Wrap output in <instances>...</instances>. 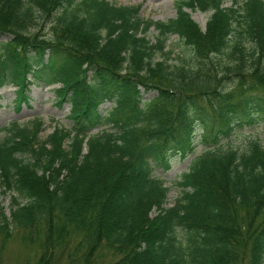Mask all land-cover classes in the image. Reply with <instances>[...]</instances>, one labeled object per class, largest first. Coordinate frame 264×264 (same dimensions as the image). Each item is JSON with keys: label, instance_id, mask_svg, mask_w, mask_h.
<instances>
[{"label": "trees", "instance_id": "obj_1", "mask_svg": "<svg viewBox=\"0 0 264 264\" xmlns=\"http://www.w3.org/2000/svg\"><path fill=\"white\" fill-rule=\"evenodd\" d=\"M225 2L177 0L156 21L108 0H0V88L20 110L31 85H57L73 121L44 139L40 116L0 129V256L22 234L26 264H264V144H222L264 120V0ZM194 11L212 12L205 28ZM172 35L193 57L169 61ZM200 131L208 147L166 207L155 166L193 154Z\"/></svg>", "mask_w": 264, "mask_h": 264}, {"label": "rangeland", "instance_id": "obj_2", "mask_svg": "<svg viewBox=\"0 0 264 264\" xmlns=\"http://www.w3.org/2000/svg\"><path fill=\"white\" fill-rule=\"evenodd\" d=\"M116 5H141L140 14L145 19H153L160 21H167L175 18L177 15L176 1L177 0H108ZM232 4V0H226L225 5ZM212 12L194 11L192 12L193 18L205 28ZM34 31H41L46 36L50 35V19L39 18V24L33 28ZM148 35L153 40L157 35L155 29H151ZM167 50H171L170 62L179 63L180 58L189 59L193 57L192 49L185 44V42L178 36L172 35L168 41ZM160 53L157 54V58H161ZM227 88L233 87V80H227ZM57 85L45 86L43 84H33L29 90L30 101L29 105L22 103L20 110L17 109L15 104L16 88L12 85H5L0 88V129L7 126L12 121H18L22 124L29 123L34 117L40 116L44 120L43 130L41 132V138H46L56 126L64 128H72L73 121L68 117L70 113V104L64 103L59 106L56 103V97L54 93V87ZM155 93L145 94L146 98L152 97ZM112 101H106L100 107L102 113H107L113 106ZM105 126L98 127L94 132H98ZM202 132H199L197 137L200 144L197 146L193 154L187 158H181L179 156L171 157L169 167L164 165H156L153 174L157 177L164 179L165 184L169 186L166 207H171L175 204L177 199L181 196L183 190L178 185L181 180L182 173L188 171L190 166L198 155L203 153L208 145L203 142L201 136ZM5 133L2 132V137ZM250 139H260L264 144V120L252 125L245 126L243 128H237L232 135L222 140L224 147L232 145L233 147L244 148ZM0 186V203L5 207L7 213L10 212L11 197L8 194L2 192ZM21 199V198H20ZM22 200V199H21ZM2 238L0 237V245H2ZM27 243V244H26ZM34 245L23 240L22 234L14 235L4 245V250L1 253L0 264H26L28 262H34L35 252ZM29 259V261L27 260Z\"/></svg>", "mask_w": 264, "mask_h": 264}]
</instances>
